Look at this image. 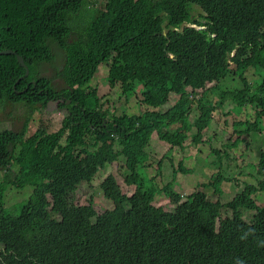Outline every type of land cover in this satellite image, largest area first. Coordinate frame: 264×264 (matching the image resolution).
Listing matches in <instances>:
<instances>
[{
    "label": "trees",
    "instance_id": "16d2710c",
    "mask_svg": "<svg viewBox=\"0 0 264 264\" xmlns=\"http://www.w3.org/2000/svg\"><path fill=\"white\" fill-rule=\"evenodd\" d=\"M105 4L99 10L92 0H0V50L16 52L30 71L26 76L17 57L0 56V105L35 111L56 101L65 110L56 131L40 126L28 137L27 121L21 132H0V264H264V213L251 198L257 188L245 184L224 204L209 201L204 191L184 197L175 189L180 173L194 172L183 162L178 168L172 160L159 163L160 177L166 165L174 169L173 180L164 185L139 171L150 168L147 150L155 134L186 150L180 128H196L193 143L199 145L218 108L227 104L254 107L257 119L244 123L249 130L263 129L264 0ZM83 14L89 21L77 25ZM55 44L65 56L59 72L62 89L40 72L55 60ZM211 51L224 57V73L213 70ZM109 57L112 84L132 96L137 95L136 83L143 86L139 105L146 109L141 114L104 111L96 90L90 89ZM232 64L238 65L244 88L221 91ZM250 69L262 79L255 92L245 77ZM215 88L221 91L217 102L210 98ZM172 94L180 96L176 104L169 103ZM196 106L202 116L193 123ZM89 139L91 146L77 152L76 146ZM114 142L123 147L121 152L113 150ZM210 142L214 149L212 139L206 144ZM213 153L221 162L224 154ZM81 154L93 164L84 163ZM121 158L132 173L129 183L143 180L142 189L123 194L111 176L102 189L113 209L98 213L93 200L79 204L81 184H93ZM258 170L264 177V153ZM214 178L209 185L217 187L226 177L219 173ZM160 195L174 207H156ZM223 209L230 215L223 217ZM243 211L255 212L248 223Z\"/></svg>",
    "mask_w": 264,
    "mask_h": 264
},
{
    "label": "rangeland",
    "instance_id": "374dc122",
    "mask_svg": "<svg viewBox=\"0 0 264 264\" xmlns=\"http://www.w3.org/2000/svg\"><path fill=\"white\" fill-rule=\"evenodd\" d=\"M92 3L99 10L104 9L106 5L105 0H92ZM202 14V11L199 10L196 16L200 18ZM89 19L90 16L88 14H83L77 25L87 23ZM52 50L55 60L52 63H45L41 66L40 72L43 77L51 79L57 89H62L65 87V83L60 79L59 72L64 65V52L56 44L53 45ZM211 55H213L211 57L213 70L224 73L226 71L224 57L217 56L215 51H211ZM112 65L113 59L109 57L106 63L99 68L97 75L90 84V89L97 92L102 110L116 113L117 115L129 114L133 116L141 114V111L146 109V107L139 105L141 98L140 89L143 86L136 83L135 89L137 95H126L120 85L112 84L108 80L109 69ZM237 68V64H232L229 68L226 76L220 82L221 91H242L244 84L239 77ZM245 77L251 90L253 92L257 91L262 83L261 75L255 72L254 69H250ZM215 85L216 82L210 83L208 87H215ZM189 90L191 91V89ZM221 91L215 88L214 92L210 94L213 102H217L220 99ZM202 94L205 95V91H202ZM179 99L180 96L178 94H172L169 103L176 104ZM59 103L52 101L47 108L35 111H30L25 105L20 104L9 103L0 105V132L4 130L21 132L27 121H29L28 137L34 135L40 126L47 128L48 131H56L60 129L62 121L65 118V110L59 107ZM201 116L202 113L198 109V106H196L191 116L192 122L194 123ZM255 119H257V113H255V108L250 105L237 108L232 107L231 104H227L222 109L218 108L214 114L210 128L205 131L203 143L199 145L193 143V138L197 134L196 128H180V134L187 139L185 142L186 150L169 145L162 138L158 137V134H155L152 144L147 150V153L150 155V162L147 166H150V168L139 171L143 177H155L159 185H164L173 180L174 169L171 164L166 165L163 173L164 177H160L157 173L159 163L162 160H172L178 168L180 163L183 162L187 170L190 171L191 169L194 172L191 174L180 173L177 179L178 186L175 189L184 197L195 192L204 191L209 201H220L224 204L231 201L235 195L241 193L245 184H250L257 188V191L253 192L251 198L260 207L261 212L264 213V177L260 176L261 174L258 170V164L264 153V127H262L263 129H258L259 131H254L255 129L249 130L247 128L248 124L244 123H254ZM234 125L239 126L235 127ZM175 129H179V126H175L173 130ZM209 139L214 141V149L224 154L221 162L216 161L213 153L214 149L210 148L212 142L209 145L206 144V141ZM235 143L236 146H234ZM91 144L92 142L89 139L83 146H76V151L80 152L88 149ZM111 147L115 152L123 150V147L118 142L112 143ZM81 156L84 163L87 165L93 164L92 158L84 154H81ZM17 171L18 168H14L12 172L13 177H16ZM219 173L226 177L224 181L217 187L209 185L215 180L214 177H218ZM111 176L117 181L123 191L122 193L128 196L138 193L144 185L143 180L139 181L136 185L129 183L128 179L132 176V173L128 170L127 160L121 158L116 164L108 166L104 171H101L93 184H81L76 196L77 202L88 205L93 200L98 213H104L106 210L113 209V202L104 197L102 189L104 182ZM203 184H206V187L202 186ZM27 192L30 194L32 190L29 189ZM154 205L156 207H163L165 210L174 207L164 195L158 196ZM254 214L255 212L253 211H243V220L248 223ZM229 215L226 209H223L222 216Z\"/></svg>",
    "mask_w": 264,
    "mask_h": 264
},
{
    "label": "water",
    "instance_id": "95a60500",
    "mask_svg": "<svg viewBox=\"0 0 264 264\" xmlns=\"http://www.w3.org/2000/svg\"><path fill=\"white\" fill-rule=\"evenodd\" d=\"M0 56H15V57H17L20 67H23L26 70V76L29 75L30 71H29L28 66L25 64L23 58L21 56H19L16 52H13V51L2 52L0 50ZM67 103L69 104L70 102L68 101Z\"/></svg>",
    "mask_w": 264,
    "mask_h": 264
}]
</instances>
